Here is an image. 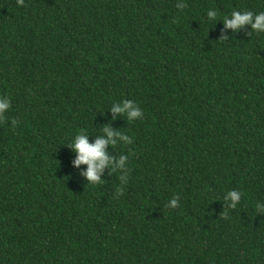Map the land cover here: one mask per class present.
I'll return each mask as SVG.
<instances>
[{
    "label": "trees",
    "instance_id": "1",
    "mask_svg": "<svg viewBox=\"0 0 264 264\" xmlns=\"http://www.w3.org/2000/svg\"><path fill=\"white\" fill-rule=\"evenodd\" d=\"M233 11L264 0H0V264H264V31ZM105 125L126 183L72 166Z\"/></svg>",
    "mask_w": 264,
    "mask_h": 264
},
{
    "label": "clouds",
    "instance_id": "2",
    "mask_svg": "<svg viewBox=\"0 0 264 264\" xmlns=\"http://www.w3.org/2000/svg\"><path fill=\"white\" fill-rule=\"evenodd\" d=\"M19 5H23L24 0H17ZM177 8H183V3H178ZM210 20H216L217 12L210 9L207 12ZM217 21V20H216ZM222 24L225 29H231L233 32L239 31L245 25L250 26V30L258 32L264 31V12L253 14L252 12L233 11L230 16H226ZM11 100L4 96L0 97V119L10 109ZM113 114H122L127 121L133 122L142 117L141 108L131 99H124L119 103H114L110 109ZM15 125L16 121H12ZM123 145H130L132 137L120 131H114L111 127L105 125L102 127L100 134L96 135L92 142H89V134L80 132L76 134L69 143L68 147L74 152L75 158L72 161L74 168H80L81 165L86 167L81 170V175L87 181V184L101 183V174L108 167L112 171L121 172V183L127 182V163L128 155L121 154L118 159L110 156L107 152L109 146H116L118 142ZM115 161V162H114ZM241 193L236 190H230L226 193L224 199L228 201V206L235 208L240 201ZM178 197L174 196L170 201L169 207H176Z\"/></svg>",
    "mask_w": 264,
    "mask_h": 264
}]
</instances>
